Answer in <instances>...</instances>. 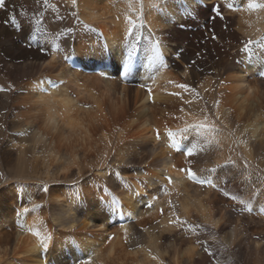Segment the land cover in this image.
<instances>
[{
	"label": "bare ground",
	"instance_id": "obj_1",
	"mask_svg": "<svg viewBox=\"0 0 264 264\" xmlns=\"http://www.w3.org/2000/svg\"><path fill=\"white\" fill-rule=\"evenodd\" d=\"M208 1L211 0H184L182 12L176 13L177 19L173 18V21L170 20L165 24V26H171L170 34L167 29L164 32L159 30L164 28L160 25V20L165 17L164 15L167 16L174 11L171 6L164 5L157 10L150 7L151 0H143L142 13L144 20L148 22L150 20L151 31L165 38L167 34L169 37L166 39L177 44L176 51L178 49L181 51L178 60L184 61L183 72L188 76L192 87L195 88L205 73H212V83L217 85L216 91H218L216 99V91L212 88V95L207 99L212 101V105L207 102L205 105L198 104L196 96L182 92L173 83L169 89L182 92V98L172 95L164 96L163 87L169 84L170 80H167L172 77L165 63L157 75L149 73L146 78L140 80L142 85L152 82L151 98L141 85L136 88L128 86L127 79L131 80V77L124 76L119 77L112 91L107 90L100 94H95L90 86H85L83 89L80 88L81 86L76 87V80H70L66 85L67 88H72L75 95L70 94L65 87L59 89L51 87L48 81L51 78L59 80L58 77L61 74L70 76L72 69L73 73L77 74L80 69L87 68L86 65L97 59V52L87 51L85 41L82 40L84 35L92 32L77 28L73 34L76 43L79 46L83 45L80 52H75L84 54L82 62L72 60L71 65H68L59 60L56 69L53 65L55 55L47 58L42 53H35L36 48L28 47L29 43L25 42L26 48L30 49V52H27L15 34L8 30L9 18L18 14L13 12V9H17V4L15 2L14 6L6 4L5 8L0 10V54L3 53V58L15 65L25 63L28 69L37 67L40 63H46L44 73L49 75L44 77L34 75L31 79L29 77L28 82L20 84V94L15 95L13 104L10 103V110L17 117L10 124L21 127L25 136L28 137H19L20 146L11 145L7 164H11L10 166L17 173L23 175L26 173L27 149H32L36 155L40 151H45L46 156L42 164L45 166L43 171L46 177L43 180L49 181L50 175L55 180V177H59L58 173L61 170L64 181L71 178L75 172L83 176L85 153L93 150L97 158L101 160L103 167L99 170L105 184L110 186L115 184L117 172L125 175L126 180L128 179L122 183L125 190L118 194L107 192L100 195L99 192L89 189V198H93L92 204L75 203L72 188H63L60 185L48 187L44 201V203L47 202L45 208H35L27 204L28 196L35 197L32 186L27 188L26 196L25 188L19 182L14 186L9 185L7 191L0 194V264H47L46 252L41 240L48 244V248L50 247L54 225L48 221L47 215L50 217L51 214L54 224L64 229L59 232L60 237L65 242L81 243L86 248V253L92 250L95 264H107V259L116 264H212V258L203 251L202 247L194 243L196 236L187 238L183 232L169 225L168 220L171 215L160 214L161 209L168 205L163 199L153 200L155 197L153 187L163 180L164 175L171 176L174 181L173 184L168 185V191H177L181 195L173 202L177 205L175 209L177 215L193 224L206 225L207 230L200 232V239L207 241V245L221 259V264H264V217L261 214L254 215L252 212L243 214L232 212V208L240 206L226 198L222 191L217 189L210 188L205 193L197 191L191 193L189 188L193 185L192 182L189 181L186 184L187 179L184 174L177 171L178 168L187 167L185 157L169 149L165 143L166 127L175 129L177 126V119L171 117L164 119L165 106H173L175 103L174 107L179 108L181 103L178 105V100L181 102L190 100L191 104H183V108H188L183 116L186 122L197 121L200 116L191 110L208 106H211L210 112L212 108L214 110L211 116L208 113V117L217 127H222V123L227 124L229 115L232 113L238 122L243 121L239 126V148L225 140L224 132L219 143L216 144L221 148L223 155L228 154V150H235L236 156L242 152L244 159L256 161L264 169V79L257 75L259 66L256 62L248 65L246 62L241 64L240 61H233L234 56L228 52L224 39H221L222 45H220L210 36L206 40L205 36L196 37L192 34L191 16H204L212 11L213 5L207 4ZM133 2H136L134 7L139 9L140 0H133ZM228 3L229 0L213 3L220 5L222 10L225 8L230 13H237V17L232 14L233 17H225L215 22V25L224 31L223 37L231 38L235 35L230 28L236 22L246 35H258L261 30H264V11L229 10ZM61 4L60 0H51L50 9L54 11L55 15H53L56 17L61 15L59 14L62 10ZM245 7L246 5L241 6V8ZM75 10L79 12V19L84 24L94 26L102 34V38L106 40L112 51H120L127 26L124 15L127 4H123L120 0H78V8ZM187 14L191 15L188 17ZM118 15L119 20L116 19ZM139 16L134 17L139 18ZM132 20L136 24V19ZM225 25L228 26L227 30ZM134 32L136 33L137 30ZM192 45L194 50L190 53L188 48ZM161 47L165 52H170L168 42H163ZM25 51L27 53L23 54ZM199 52L201 55L197 56ZM165 55H162L163 59L166 58ZM172 61H174L173 58ZM192 61L196 63L189 67ZM103 69L104 66H97L94 70L99 72ZM57 71L59 74L56 73ZM207 79L206 77L204 80ZM37 82H39V91L36 87ZM85 82L89 83L88 80ZM204 85L200 83L199 88L203 90ZM45 91L47 94H43ZM197 91L199 92L198 88ZM6 98L11 100L12 96L9 95ZM151 100L154 104L150 103ZM160 101L164 102V106L159 103ZM217 101H219V107L215 108L213 102ZM215 112L220 116V121L216 119ZM157 130L161 136L159 140L156 139ZM28 140H32L31 145H25ZM138 145L139 149L136 148ZM128 149L144 151L148 155L146 158L150 157V160L159 163L161 168H154L156 174H149L142 179L130 175V167L125 164L137 162V159L136 157L132 159L125 154ZM180 157L183 159L180 160ZM54 165L55 172L52 173L50 166L54 167ZM138 171L137 168L136 172ZM208 178L219 183L221 179H225V176L216 173ZM261 178H264V174ZM241 186L239 182L231 185L221 184L223 190L236 195ZM260 189L257 195H252L253 189L248 190L246 193L249 194L244 199L250 198L255 204H261L264 208V193L260 192ZM149 202L153 205L149 210L152 209L150 213L155 216L152 222L157 225V234L147 231L148 239L143 240L140 238L141 230L138 228L144 230L145 227L141 225L140 219L136 223L132 222L131 216L138 213L140 205ZM24 209L28 211L25 212ZM41 209L44 211L40 212ZM139 214L142 215V213ZM110 219L122 221L123 235L118 233L108 236L111 234ZM3 221L10 226L14 222L17 223V230L9 231L2 224ZM213 223L216 224L215 229L210 228ZM20 225H23V228ZM125 230H127V240ZM208 231L215 232L217 241L211 240ZM35 232L40 235H33ZM58 240L59 237L56 234L55 241ZM225 245L226 250L223 247ZM81 254L72 252L66 262L73 263L72 257L81 256ZM154 256L157 259H153ZM15 257L19 260L16 261Z\"/></svg>",
	"mask_w": 264,
	"mask_h": 264
},
{
	"label": "rangeland",
	"instance_id": "obj_2",
	"mask_svg": "<svg viewBox=\"0 0 264 264\" xmlns=\"http://www.w3.org/2000/svg\"><path fill=\"white\" fill-rule=\"evenodd\" d=\"M60 1L62 2L61 4L62 10H61V13L59 14H61L60 16L66 17V19H64L63 21H60L58 19V17L60 16L58 17L54 16L55 15L54 11L50 9L51 0H49L47 7H44L41 12V15L46 14L45 19L43 20H40L38 18L34 19L35 24H39L40 27L47 29V31L49 32V39L47 41L46 46L49 48H52L53 50L47 55V58H51L53 55H55V59L53 61V65H55V68L59 63V60L65 62L68 65L69 64L71 65L70 62L72 60H78L82 62V56L84 55V54L75 53L76 51L80 52L81 49L83 48V45L81 44L79 46V44L76 43L75 38L73 37V34H69L65 32L64 35L60 36L56 34V31H54V29L65 30V29L73 27L76 24V21L71 17V15H69L70 11L73 10L71 3L68 2L69 0H60ZM14 2L18 6L17 7L18 14L15 15L16 25L14 26L12 21L9 19L8 20L9 23L7 24V26H9L8 30L12 34L14 33L15 36L19 39V43L22 44L23 47L26 48L27 46H25V42L29 43V41L25 40L24 34L19 31V25L23 22L22 14L26 12L27 15L31 16L33 10L37 7V5L35 4V0H6L7 5L14 6L16 5V4H13ZM202 2L206 3V1H202ZM215 2L222 3L223 0H217V1L211 0L210 2L208 1L207 4L214 5L213 3ZM247 2L248 0H245V3L241 4V0L231 1L233 9L241 8V6L246 5ZM257 2L264 3V0H257ZM164 5L171 6L174 11L170 12L169 15L167 16L164 15L165 17L160 20L161 21L160 25H163L164 28H161L159 31L164 32L167 29L169 30V34H170V31L172 30V28L171 26L169 27L165 26V24L170 22V20H172L173 18L174 20L177 19L175 18L177 16L176 13L182 12L181 8L184 6V0H161L159 7H157L156 9L160 10L161 9L160 7ZM133 6H136V2H133ZM225 10H226L225 8L222 10L224 17L229 18L231 16L233 17V15L234 17H237V13L234 14V13H230L229 11L227 10L225 11ZM139 11H140V8L137 9L136 11L128 12V16L131 19H136L137 27L135 30H137V32L136 33L134 32V35H138L139 40L137 42V46L135 48V52L131 58V61L129 62V67L127 69L122 68L123 45L120 51L118 52L112 51L109 48L108 44L106 43V40L102 38V34L98 31H95L89 35L83 34L84 37L82 38V40L85 41V44L88 48L87 51L97 52L96 54L97 59H94L93 61H91L89 65H86L87 68L80 69V72L77 74L73 73V69H72V71H70L71 72L70 76L69 74H61L58 77L59 80L58 79L54 80L53 78H51L50 80H48L51 87H54L56 89L65 87L70 94L75 95L73 91L71 90L72 88H67L66 85L68 82H70V80L71 81L76 80V84H75L76 87L81 86L80 88L83 89L85 86H88V87L90 86V88L94 91L95 94H100L101 92H105L107 90L112 91L113 90L112 88L114 87L119 77L124 76L125 78L131 77V80L127 79V85L132 88H136L142 85L140 80L142 78H146V76H148L149 73H152V74L156 73L157 75L159 69L164 63L166 64L167 70L172 75V77L168 79L167 81L170 80V81H174L175 83L189 84L188 76L184 75V72H183L184 61L178 60V57H180L181 51L180 49L176 51L175 48L177 47L176 46L177 44L175 42L168 41V39H166L169 37L167 36V34L165 38V36L162 37L163 35L161 36L159 34H156L155 31L153 30L151 31V28H150L151 24L149 23L150 20L149 22L144 20L145 21L144 27H140L139 18L134 17L136 15H141V11L140 12ZM189 11L190 10H188V12ZM256 11H264V9H259ZM190 15L191 14H187L188 17ZM191 17H192L193 24L190 25V30L192 31V34H194L196 37L205 36L204 39L207 40L208 36L212 38V35L215 34L217 37H219V39H217L218 44L222 45L221 39L225 40L224 45L227 47L228 52L232 54V56H234L233 61L235 62L240 61L241 64H244L246 62L248 65H253L256 62L257 65L259 66V71L262 70L257 61L259 60V56L262 53H264V43L257 42V43L249 45L248 47L250 51H247V52L243 51V48L245 46V43L249 39L254 40V41H259V38L264 36V30L263 31L261 30L258 35H253V36L246 35L239 28L238 22H236L230 28L234 31L235 35L231 38L227 36L223 37L222 34L224 31H221V27L219 28L217 27L218 25L217 26L215 25V22L220 19L216 17L214 10L209 11L204 16H199V17L191 16ZM147 26L149 27L150 30L148 29ZM93 28L95 27L93 26ZM156 38H161L162 41L165 43L168 42V47L170 49L169 53L165 52L161 47L162 55L166 54L165 59H163L162 56H160L157 59L156 54L153 48L151 47V45L154 43V40ZM30 43H31V48H36L35 53H40L37 51V48L41 44H44L45 42L43 40V37L40 34H36V39L30 41ZM57 44L61 46V48L63 49L62 51L55 50V45ZM105 44L107 45L106 47H105ZM193 45L189 48L188 46H186L190 50V53L191 51L194 50ZM199 48L201 49L200 45H199ZM26 50L27 52H30V49L26 48ZM108 50H109V55H108ZM27 52L25 51L23 54ZM2 54L3 53L0 54V86L7 88L9 85H12L13 90L8 91V92H0V125H3V127H0V194L5 193L9 185L14 186L16 183L19 182L22 185V187L25 188V192L27 196V193H28L27 188H30L32 186L35 191V197L30 198L31 196H28L29 199L27 200V204L32 205V206L40 205L41 207L45 208V205L47 204V202L44 203V201L46 200L47 193L46 191H44V189L48 187L60 185L63 188H72L74 201L75 203L78 202V204L80 205L83 203L92 204L93 198L92 199L89 198V194H88L89 189H93L94 191L99 192L100 195L106 194L107 192L118 194L122 190H125V188H123L122 186V183L123 181H127L128 179L126 180L124 177L125 175H122V173L117 172V179L115 180L116 182L115 184L113 183V185L110 186V184L104 183V180L99 170L103 166H102L101 160L97 158L93 150H90L85 153L86 154V160L84 162V166H85L84 172L85 173L83 174V176L78 175V173L75 172V174L72 175L71 178L64 180V181L62 180L63 172L61 170L58 173L59 177H55V180H54V177H52L51 175H50L49 181L43 180V178L46 177L45 172L43 171L45 166L44 164H42L46 156L45 151L44 152L40 151L36 155L32 149H27V152L25 155L26 173L23 175L20 173H17L10 166L11 164H7L8 162L7 157L9 156L8 151L11 150V145L13 146L14 144H16L17 146H20V142L18 140L21 137H28V136H25L26 134L21 135V133H24V130L21 129V127L13 126L12 124H10L11 121H14L17 119V117L13 115L10 110V103L13 104V99L15 98V95L20 94L21 92V88L19 89L20 84L23 85L25 82H28L29 77L31 79L32 78L31 76H34V75L37 77H44V76H49V75H46L44 73L46 63L44 64L40 63L37 67H33V68L31 67L32 69H28V66L25 65V63H23V65H15L14 63L12 64V62H7L3 58ZM172 58L174 59V61H172ZM19 61L21 60L19 59ZM149 62H150V65H148ZM26 64L31 65V63H26ZM97 66H104V69L102 71L96 72L94 69ZM228 69H229V65L227 67V70ZM259 71L257 72V75L259 78H261L259 76ZM56 73L59 74V71H57ZM50 76H55V75H50ZM206 77L208 79L204 80ZM85 80H88L89 83L87 84ZM213 80H215V78H213ZM222 80H224V78H222ZM53 81H56V82L62 81L63 83L62 84L53 83ZM215 82H217V80H215ZM151 83L152 82H150L149 84H145V85L151 86ZM200 83L205 84L203 87V90L199 88ZM171 84L172 83H169L167 86L163 87L164 96L169 95L168 93L174 92V90L169 89ZM216 86L217 85L212 83V73L211 72L205 73L201 81L198 82L195 86L196 90L198 88L200 92L199 94L200 98H197L196 102L201 105H205L206 102L212 105V101H208L207 99H209L210 96L212 95V88H214L215 91L217 90ZM142 89L145 90L144 87H142ZM217 93L218 91H216V95H215L216 99L218 97ZM9 95L12 96L11 100L6 98ZM178 101H177L178 105L179 103H181L179 108L174 107L175 106V103H174L173 106H168V107L165 106V109H164L165 113H163L164 119H169L170 117L171 118L175 117V119H177L176 128L184 127L186 123L187 124L195 123L199 120H202L205 115L208 116V113L210 116L214 113L213 108H212V112H210L211 106H208L206 108H196V109L191 110V112L200 115L197 118V121L186 122L184 121L183 116H184L185 110H188V108H183V104L185 103L181 101L178 102ZM150 103L154 104V101L151 100ZM159 103H161V105L164 106L163 101H160ZM213 104H215V102H213ZM182 108L184 109L183 111H181ZM216 115L219 117L218 120L220 121V116L217 113ZM229 117L230 119H228L227 124L222 123V127H218L220 131L219 133L215 134L213 145L210 146L209 151L207 153H203V154H200L198 156L191 158L194 161L192 164V168L194 171L197 172L198 175H201V176H206L207 173H201L200 169L216 168L217 171L212 173L211 175L213 176L214 174L218 173V174H222L223 176H225V178L227 175L228 177L227 180H229L227 184L229 185L239 182L242 186L240 187V189H238V195L244 199L247 196V194H249V193H246L248 192V190L253 189L254 191H252V193L253 192L257 193L259 188H264V178H261V175L264 174V169L260 164H258L256 161H253V160H247L248 166L245 167L244 162L246 159L243 158L244 156L242 152H239L237 156H236L237 152L235 150H231V151L228 150V154L226 155L222 154L221 148L216 143L217 142L219 143V139L221 138L223 132L225 133V135H223L225 140L229 141V143L235 146L236 148L240 147V144L238 142V134H239V126L242 125L240 123H242L243 121L238 122V119L234 117L233 113L230 114ZM27 142L28 143L25 145H29L32 142V140H28ZM136 148L139 149V145ZM125 154L132 157V159H135L134 157H136L137 162L136 161L133 163L127 162L125 165L130 167V172H129L130 175L137 176L140 179L147 177L149 174L150 175L156 174V171L154 168L156 167L157 169L161 168L159 163L157 162L154 163L152 160H150L151 159L150 157L146 158L148 155L142 150L128 149L125 151ZM229 158L235 162L234 165L225 163V161H227ZM182 159L183 158L180 157V160ZM184 159L186 160V158ZM36 160L38 161V164H37L38 166L36 165ZM54 168H55V165L54 167L50 166V170L52 171V173L55 172ZM137 168L139 169L138 172H136ZM165 177L166 175L163 176V180L157 183V186L153 187L154 188L153 190H154V196L156 197V199H159V200L163 199L164 201H166L168 206H165L164 208H162V210H165V213L163 215L168 216V215H171L172 213V209L169 208V201L173 203L174 200L178 199L181 195L177 191H168V195L163 194V192L160 189H161V186L166 185L167 183V180L165 179ZM230 181H231V184H230ZM185 183L187 184L189 183V181L186 180ZM192 184L193 185L190 186L189 188L191 193H195V191L205 193V191L210 189V187L201 188L199 185L193 182ZM149 203H152V202H149ZM147 204L140 205L138 213L131 216L132 222L136 223V221L140 219L141 225L145 227L144 230L141 228H138L141 230L140 238L143 240L148 239L147 231L157 234V225L156 223L152 222V219H154L155 216L151 215L150 212L152 209L149 210V208L146 206ZM43 211L44 210L41 209L40 212H43ZM263 211H264V208L262 207L261 204H255L252 214L254 215L261 214L264 217ZM139 213H142V215H140ZM47 219L49 222H51L54 225L52 228L54 234L51 240L50 247L48 248V250H45L46 252L45 259H47V264H68L66 261L68 257L72 254V252H80V254L81 253H84V254H81V256L72 257L73 263L71 264H84V262L88 260H91L92 264H95V261L92 258V250H89V252L86 253V248L82 246L81 243H72L70 241L65 242V240L60 237V233H59L60 231L64 229H61L59 226L54 224L52 214L50 215V217L49 215H47ZM110 221H111V234H108V236L111 237L112 235H117L118 233L123 235V231L121 229L122 221L120 219H115V220L110 219ZM2 224L9 231L15 232V230H17L18 224L15 222L12 223L11 226L9 223H6L5 221H3ZM56 234L59 237L58 241H55ZM15 260L18 261L19 258L15 257ZM106 263L116 264L115 262H111L108 259L106 260Z\"/></svg>",
	"mask_w": 264,
	"mask_h": 264
},
{
	"label": "snow or ice",
	"instance_id": "obj_3",
	"mask_svg": "<svg viewBox=\"0 0 264 264\" xmlns=\"http://www.w3.org/2000/svg\"><path fill=\"white\" fill-rule=\"evenodd\" d=\"M121 2L127 4V11L124 13L125 18L127 20V26L124 31V37L125 39L122 40V45H123V51H122V68L127 69L129 67V62L131 61V58L135 52V48L137 46V42L139 40L138 35H134V31L136 29V24L134 21L128 16V12L136 11L137 9L133 6V0H121ZM161 0H151L150 2V7L152 8H157L160 5ZM49 3V0H35V4L37 7L33 10L32 15L29 16L27 13L22 14V20L23 22L19 25V31L24 34L25 39L29 41L28 46L31 47L30 41L36 39V34H40L43 37L44 44H41L38 48L37 51L42 53L43 55L47 56L53 49L49 48L46 46L47 41L49 39V32L47 29L42 28L39 26V24L34 23V19L38 18L40 20L45 19V15H41V12L44 7H47ZM70 3L72 5L73 10L70 11L69 15L76 21V24L68 29L65 30H58L54 29L56 31L57 35H64L65 32L69 34H74L77 30V28H82L83 30H86L88 32H95L97 31L95 28H93L89 24H84L80 19H79V12L76 11L75 9L78 8V0H70ZM245 0H241V4H244ZM6 6V0H0V10L4 9ZM228 8L229 10H236V11H253V10H259V9H264V3H259L257 0H248L246 3L245 8H236L233 9L231 0H229L228 3ZM143 10V0H140V11L141 15L139 16L140 20V27H144V17L142 14ZM213 10L215 11L216 17L219 19H225L223 16L222 12V7L220 5H213ZM18 9H13V12H17ZM13 25H16V17H10L9 18ZM60 21H63L66 19L64 16L58 17ZM117 20L120 19V16L118 15L116 17ZM227 25H225V29L227 30ZM213 40L219 39L215 34L212 35ZM66 42V41H65ZM264 43V36L259 38V41H254L249 39L243 48V51H250L249 45L254 44V43ZM163 43L161 38H156L154 40V43L151 45L153 48L156 58L158 59L160 56H162L161 52V44ZM107 45L105 44V47ZM55 50L56 51H62L63 49L59 44L55 45ZM200 53H197V56H200ZM258 64L260 65V68L262 69L259 71V76L261 78H264V53H262L259 56V60L257 61ZM196 61H192L189 64V67L194 65ZM53 83H60L62 84L63 82H56L53 81ZM169 83H173L176 88L182 90V92H187L193 96H196L197 98H200L199 92L192 86H190L187 83H175L174 81H169ZM37 91H39V82H37ZM141 87H144L148 94L149 98L152 96L153 89L149 85H141ZM13 86L9 85L7 88H4L0 86V92H8L12 91ZM182 92H172L168 93L169 95L176 96L178 98H182ZM43 94H47L45 91ZM185 104H191L192 101H183ZM213 107L218 108L219 107V101H217ZM184 109L182 108L181 111ZM175 118V117H174ZM216 119H219L217 116ZM0 127H3V125H0ZM220 129L215 125L213 121L209 119L207 115L204 116L202 120H199L195 123L191 124H185L184 127H178L175 130L171 128L165 129V143L168 146L169 149L175 150L177 153L183 155L186 158V163L187 167H181L178 168L177 171L180 173L184 174V177L190 181L193 182L197 185H199L201 188H206L210 187L212 189H217L222 191V194L234 201L237 205H239V208H232V212H238V214H243L245 212L250 213L254 210L255 207V202L252 199H243L239 195L229 193L226 190H223L221 188V184H226L227 179H221L219 183L215 182L214 179L208 178L211 176L212 173L216 172V168H208V169H200L201 173H207L206 176H201L198 175L196 171L193 170L192 164L193 160L191 159L192 157L198 156L203 153H207L209 151V148L211 145H213L214 141V136L215 134L219 133ZM24 133H21L23 135ZM156 139L159 140L161 139L159 130L156 131ZM218 143V142H217ZM227 164H235L234 161H232L230 158L225 161ZM244 166H248L247 160L244 162ZM165 179L167 180V185L161 186V191L163 194L168 195V185H171L174 183L173 178L171 176H166ZM44 191H48L47 188L44 189ZM260 192L264 193V188L260 189ZM252 195H257L255 192L252 193ZM258 198V196H257ZM156 197H153V200H155ZM148 208H151L153 205L152 203H149L146 205ZM35 208H40V205H35ZM169 208L172 209L171 217L168 220L169 225L177 228L179 231L183 232L187 238H191L193 235L196 236V239L194 243L196 245H199L202 247L203 251L212 258V264H221V259L217 256L216 252L212 250L210 246L207 245L206 240H201L200 239V232L202 230H207L206 225H202L200 223H191L190 221L186 219H181L179 215H177L175 209L177 208V205L173 204L171 201H169ZM25 212L28 211V209H24ZM161 214L163 215V210L161 209ZM21 228H23V225H20ZM211 229L216 228V224L213 223L210 225ZM33 235L39 236L40 234L38 232L33 233ZM208 235L210 236L212 241H217V235L215 232L208 231ZM125 239L127 240V230H125ZM41 244L43 245L44 249H48V244L45 243L43 240H41ZM226 250V245L223 246ZM153 259H157V257H153ZM84 264H92L91 260L85 261Z\"/></svg>",
	"mask_w": 264,
	"mask_h": 264
}]
</instances>
